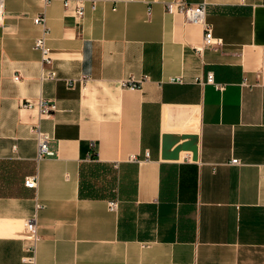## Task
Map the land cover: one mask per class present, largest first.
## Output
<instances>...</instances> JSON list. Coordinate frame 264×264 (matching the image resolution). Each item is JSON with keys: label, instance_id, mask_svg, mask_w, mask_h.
<instances>
[{"label": "crops", "instance_id": "1", "mask_svg": "<svg viewBox=\"0 0 264 264\" xmlns=\"http://www.w3.org/2000/svg\"><path fill=\"white\" fill-rule=\"evenodd\" d=\"M167 1L88 0L76 17L4 0L0 264H31L34 200L32 264H264V0H184L205 4L215 49ZM38 99L55 109L23 105ZM34 126L51 156L35 159Z\"/></svg>", "mask_w": 264, "mask_h": 264}, {"label": "built area", "instance_id": "2", "mask_svg": "<svg viewBox=\"0 0 264 264\" xmlns=\"http://www.w3.org/2000/svg\"><path fill=\"white\" fill-rule=\"evenodd\" d=\"M85 1L88 0H60L62 6L64 8H72V11L76 17H81L83 14V7ZM3 2L4 0H0V21L2 19V8H3ZM89 7L90 9H93L95 7L94 0H89ZM164 10L167 13H178L182 15L184 18V21L189 23H196L202 27V45L204 47H208L211 49L217 48L221 41L219 38H216L211 33V26L209 23L204 21L205 16V4L203 2L197 3V4H190L185 2L184 0H169L165 2ZM32 22L41 28V33L38 37H36L33 41V47L39 51L41 61L44 64L49 63L50 57L48 55V47L45 45L46 40V34H47V27L45 25V18L43 12L35 15L32 18ZM43 74V72L41 73ZM43 76V75H42ZM44 77L47 78H53L54 77V71L48 70L45 72ZM87 77L82 76L81 80L79 81V87L82 88L84 86V81ZM206 81L212 82V76L210 73H207L206 75ZM129 86H136L135 83L132 81L126 82ZM242 84H244V81H242ZM68 86H72V83H67ZM214 86L217 89L221 88V85L214 84ZM24 106H31L35 105L37 107L38 117H44L48 115V113L55 109V106L53 103H48L42 99H38L35 103L31 102H25L23 103ZM35 141H36V155L35 159H39L44 156H51L53 154L52 150L49 149L47 145V141L49 138V135L38 129L37 126H34L32 129ZM91 144V148H92ZM232 164H237V159H230L229 161ZM22 184L24 187L32 189L35 191L36 185H37V176L36 174L28 175L23 177ZM43 205L38 202L37 200H34L33 205V212L29 218L25 220V227L26 231L30 234V240L31 243L26 248V252L28 253L27 256L23 257V260L28 263H33L34 261V252H35V243L38 240V236L36 233V212L38 209L42 208ZM107 207L109 210H113L116 208V200L111 199L107 202Z\"/></svg>", "mask_w": 264, "mask_h": 264}]
</instances>
